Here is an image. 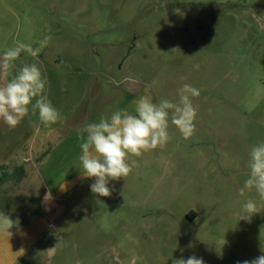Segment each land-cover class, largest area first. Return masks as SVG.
<instances>
[{
    "label": "rangeland",
    "instance_id": "374dc122",
    "mask_svg": "<svg viewBox=\"0 0 264 264\" xmlns=\"http://www.w3.org/2000/svg\"><path fill=\"white\" fill-rule=\"evenodd\" d=\"M18 165L0 264H264V0H0Z\"/></svg>",
    "mask_w": 264,
    "mask_h": 264
},
{
    "label": "trees",
    "instance_id": "16d2710c",
    "mask_svg": "<svg viewBox=\"0 0 264 264\" xmlns=\"http://www.w3.org/2000/svg\"><path fill=\"white\" fill-rule=\"evenodd\" d=\"M26 175L25 167L22 165L14 166L12 169L0 166V218L9 220L15 228L28 224L41 212L42 190H26V194L23 195L20 193ZM29 215L30 218L27 217Z\"/></svg>",
    "mask_w": 264,
    "mask_h": 264
},
{
    "label": "crops",
    "instance_id": "0c3cea01",
    "mask_svg": "<svg viewBox=\"0 0 264 264\" xmlns=\"http://www.w3.org/2000/svg\"><path fill=\"white\" fill-rule=\"evenodd\" d=\"M11 226L0 228V252L6 250L7 247V232H9Z\"/></svg>",
    "mask_w": 264,
    "mask_h": 264
},
{
    "label": "flooded vegetation",
    "instance_id": "af4514ba",
    "mask_svg": "<svg viewBox=\"0 0 264 264\" xmlns=\"http://www.w3.org/2000/svg\"><path fill=\"white\" fill-rule=\"evenodd\" d=\"M124 93H125V91H123ZM111 129H109V130H107V131H105L104 132V134H108V135H111L112 137H111V139L112 140H110L109 139V141H114V142H116V141H120V140H122L123 139V137H122V135H121V137L119 138V137H117V135L116 134H114L112 131H110ZM118 130V129H117ZM122 130V129H121Z\"/></svg>",
    "mask_w": 264,
    "mask_h": 264
}]
</instances>
